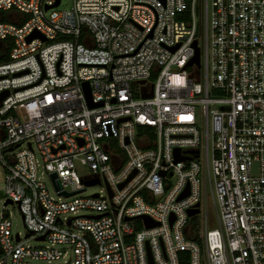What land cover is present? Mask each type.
Returning <instances> with one entry per match:
<instances>
[{"label":"built area","instance_id":"obj_1","mask_svg":"<svg viewBox=\"0 0 264 264\" xmlns=\"http://www.w3.org/2000/svg\"><path fill=\"white\" fill-rule=\"evenodd\" d=\"M54 1L0 0V264H264V0Z\"/></svg>","mask_w":264,"mask_h":264},{"label":"rangeland","instance_id":"obj_2","mask_svg":"<svg viewBox=\"0 0 264 264\" xmlns=\"http://www.w3.org/2000/svg\"><path fill=\"white\" fill-rule=\"evenodd\" d=\"M73 4V0H60V3L54 7L55 10L57 11H64V10H69L71 8ZM49 12V11H48ZM36 156L38 157V168L39 171H42V160L40 155L36 152ZM76 167H77V172L78 174H85L88 171V168L85 164H83V162L81 161V158H77L76 160ZM42 180L44 182H46L47 187H48V191L49 194L54 198L57 199V196L54 193L53 190V186L48 178L47 173H43V175L41 176ZM4 170L1 167V163H0V212H2L4 210L3 206H4V197H3V187H4ZM103 183H96L93 185H88L86 186L85 190L82 192V195H91L93 193H102L103 192ZM86 213L85 211H80L79 214H83ZM5 214L8 216V219L10 220L11 223V230L13 233L15 232H19V237L20 238H24L26 235V230L24 228L23 225V220L21 217V214L16 206V204L13 203H6V207H5ZM202 217V215L200 214L199 216H197L196 218L198 220H200V218ZM209 222L211 226H215L216 222L213 219V215L209 213L208 216ZM28 244H30L31 246H45L47 244H49L48 242L45 241H40V240H34V239H29L27 241ZM70 252V249H69ZM60 260L57 261H46V260H38L35 262V264H57Z\"/></svg>","mask_w":264,"mask_h":264},{"label":"water","instance_id":"obj_3","mask_svg":"<svg viewBox=\"0 0 264 264\" xmlns=\"http://www.w3.org/2000/svg\"><path fill=\"white\" fill-rule=\"evenodd\" d=\"M59 4V0H55L51 5H46L44 6V9H47V8H50V7H55ZM37 36V32H33L32 34H30L28 37H27V40L29 41L31 38ZM193 46H195V41L193 42ZM176 47V46H175ZM172 48V50H174V48ZM188 64H196L197 66L199 65V51L197 49V47H195V53H194V56L189 60ZM83 88H84V91H85V94H86V97L88 98L89 100V87H88V84L86 82L83 83ZM5 94V92H4ZM90 106H92V104L90 103ZM174 155H175V159L176 160H180L182 157H180L178 155V151L175 150L174 151ZM50 178L51 180L53 181V179L55 178V174L54 173H51L50 174ZM54 183V186L59 189L61 188L60 184L58 181H53ZM97 183V180H92V181H89L87 182L86 184L87 185H93V184H96ZM123 183L119 184V187L122 186ZM79 191H73V192H66V191H62L61 193L64 195V196H68V195H71V194H75ZM187 194V191L183 194V195H186ZM93 195H96V194H93ZM5 203H10L9 200H6ZM197 212V209H190L188 210V215H192L194 213ZM143 220H144V223H145V226L146 227H151L153 226L155 223H153L151 220H149L146 216H142ZM42 238V237H41ZM148 263L149 264H152V261H151V257L148 253Z\"/></svg>","mask_w":264,"mask_h":264},{"label":"trees","instance_id":"obj_4","mask_svg":"<svg viewBox=\"0 0 264 264\" xmlns=\"http://www.w3.org/2000/svg\"><path fill=\"white\" fill-rule=\"evenodd\" d=\"M9 13V15L10 14H12V10H10V11H1L0 12V21H4V20H6V15Z\"/></svg>","mask_w":264,"mask_h":264}]
</instances>
